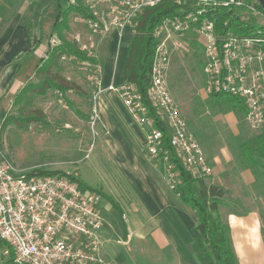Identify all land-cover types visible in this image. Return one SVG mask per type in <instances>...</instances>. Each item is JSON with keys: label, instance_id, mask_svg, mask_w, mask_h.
I'll return each mask as SVG.
<instances>
[{"label": "built area", "instance_id": "2783aa9c", "mask_svg": "<svg viewBox=\"0 0 264 264\" xmlns=\"http://www.w3.org/2000/svg\"><path fill=\"white\" fill-rule=\"evenodd\" d=\"M164 1L182 12L165 17L153 29L156 45L147 103L132 83L103 85L101 66L90 60L96 57L93 39L85 42L76 35L78 47L89 58L81 62L93 87L91 120L98 118L101 94L117 93L133 123L144 133L146 154L159 161L162 132L148 114L149 104L169 126L170 144L192 177L208 178L213 167L190 132L168 84L172 56L189 49L191 34L202 48V94L238 98L248 127L264 130V10L254 0H84L94 19L82 18L94 36L115 29L122 41L126 30L133 33L145 8ZM221 13L243 22L245 30L229 28L227 21L217 25ZM52 42L51 46L57 39ZM166 161L163 157V172L173 188L179 182L178 174ZM29 173L14 165L0 141V256L6 260L12 253L17 264H111L101 254L100 233L107 222L102 196L60 173Z\"/></svg>", "mask_w": 264, "mask_h": 264}, {"label": "rangeland", "instance_id": "374dc122", "mask_svg": "<svg viewBox=\"0 0 264 264\" xmlns=\"http://www.w3.org/2000/svg\"><path fill=\"white\" fill-rule=\"evenodd\" d=\"M1 2L5 5L0 11L3 15L2 26L8 24L11 18V20L15 19L17 25L25 28L29 25L31 30L38 31L41 41L37 43L39 50L35 51L37 54L35 58L39 60L47 51V43L52 45L54 43L52 41L57 39L56 35L51 34L57 15L55 1L1 0ZM67 21V28L62 30L66 40L78 46L76 35L79 34L85 42L94 38V33L84 23L82 16L72 13ZM192 39L193 37L190 38ZM201 60L203 61L201 47L195 50L189 44L188 50L175 52L168 72V84L188 122L190 132L203 147L207 159L211 161L213 157L220 158L222 149L225 153L231 154L227 145L229 132L250 136L254 130L250 129L238 114H235L234 120L229 121L227 114L235 113V110L220 107L202 94V66L198 63ZM36 66L37 64L23 83H17L16 88L8 91L0 100V141L4 152L21 171L31 172L40 169L65 172L73 175L83 184L103 191L108 175V162L116 160L106 148L108 131L100 121L98 107V118L93 123L91 120L95 104L92 98L93 87L87 79V70L81 61L65 56L58 60V64L50 73L57 81L69 86L67 92L63 94L61 91L49 89L43 94H36L34 91H29L23 95L19 103L15 104L14 98L23 86L43 79V76L37 77L33 73ZM29 116L31 118H28ZM203 122L208 124L207 127ZM138 154L140 158L138 157L137 161H146L163 189L173 196V188L165 178L159 162L148 157L143 146ZM210 178H206L208 182L212 181ZM112 186L118 188L117 193L121 192L117 184L112 183ZM229 189L225 191L223 197L227 204L220 207L226 221L228 212L245 213L256 207L260 210L263 236L264 208L256 204L254 195L252 196L251 192L241 186L231 185ZM251 189L253 190V186ZM258 191L263 192L262 189ZM261 195L264 198V193ZM110 196L120 203L122 197L120 194L114 193ZM101 207L109 210L111 205L108 206L102 199ZM125 217L122 214L119 216L112 207L106 222L111 234L105 235V238L100 235L101 245L105 239L112 242V255L107 246L104 250L105 255L109 253L111 264H175L174 255L170 254L167 248L153 247L149 242L145 244L136 235L127 241L121 225V220ZM115 255L118 258L114 260ZM0 257L4 262L5 259ZM1 258L0 264L3 263ZM240 263L246 264L243 261Z\"/></svg>", "mask_w": 264, "mask_h": 264}, {"label": "crops", "instance_id": "0c3cea01", "mask_svg": "<svg viewBox=\"0 0 264 264\" xmlns=\"http://www.w3.org/2000/svg\"><path fill=\"white\" fill-rule=\"evenodd\" d=\"M2 3L0 0V11L5 7ZM2 18L3 15L0 12V100L8 91L16 88L17 83H23L34 65H38L43 56H40L39 60L35 58L37 55L35 51L39 50L37 43L41 41L38 31L31 30L30 41L25 27L17 25L15 19L11 20V18L8 24L2 26ZM130 37L131 34L126 30L122 41H119L115 29L94 36L95 60L102 68L103 85L123 83ZM97 107L100 121L104 123L108 131L105 140L106 148L116 161L108 162V175L103 191L89 185L86 186L100 190L103 193V201L108 206L111 205L119 216L120 213H127V217L121 220L127 241L136 235L145 244L149 242L153 247L167 248L170 254L174 255L175 264H196L190 255L191 228L196 222L195 213L163 189L146 161H137L138 152L144 144V133L134 125L117 93L106 91L101 94ZM235 114L237 113H228L227 119L234 120ZM231 128L235 132L233 126ZM221 151L220 158L213 157L209 161L213 167V174L211 178L209 177L212 181H210L221 185L225 191L230 190L231 185L241 186L251 192L252 196L254 195L256 204L264 208L262 195L256 194L251 189L255 181L252 170L249 168L233 170L230 167L231 154L225 153L223 149ZM78 181L83 184L79 179ZM112 183L119 186L120 193H117L118 188L113 187ZM114 193L122 196L120 203L110 196ZM124 197L126 199H122ZM111 208L103 209L106 220ZM227 215L232 246L239 264L241 261L246 264H264V239L261 232L260 210L255 207L245 213L232 211ZM110 232L111 229L106 223L100 235L105 238V235L111 234ZM105 246L112 255V242L105 239L101 245V254L110 261L109 253L106 254L107 257L104 254ZM113 258L115 260L118 256L115 255ZM1 261L3 262L2 258Z\"/></svg>", "mask_w": 264, "mask_h": 264}, {"label": "trees", "instance_id": "16d2710c", "mask_svg": "<svg viewBox=\"0 0 264 264\" xmlns=\"http://www.w3.org/2000/svg\"><path fill=\"white\" fill-rule=\"evenodd\" d=\"M54 1L57 5V15L52 25V32L56 35L57 43L53 46L48 44L46 53L36 66L34 74L37 77L43 76V79L27 83L15 96V104L19 103L23 95L29 91L43 94L47 90L52 89L59 90L64 94L69 89V86L57 81L55 76L50 73L51 69L58 64V60L62 56L74 57L79 61L89 59L86 53L80 50L74 42L64 38L62 30L67 28V20L72 13L78 14L85 19H94L92 12L84 5L83 0ZM181 12L177 5L170 1H164L153 7L145 8L137 18L128 44L123 83L134 84L146 103L149 71L156 45V39L152 35L153 29L165 17L178 16ZM224 21H227L229 28L245 30L243 22L229 17L227 13L219 14L215 22L219 25ZM26 35L31 41V27L29 25L26 26ZM191 37L193 36L190 34L189 44L195 50H199V44L194 38V40H190ZM90 60L92 62L96 61L94 58ZM198 63L202 66V60L198 61ZM209 99L219 104L220 107H228L235 110L239 116H242L243 107L238 98L219 95L209 97ZM147 105L148 114L154 119V126L162 132V151L159 154L160 160L157 162L163 169V157H166V163L171 165L173 171L177 172L179 179V182L173 185V195L182 205L192 209L196 215V222L191 228V257L196 264H239L233 250L229 224L220 210L221 206L227 204L223 198L225 189L221 185L208 182L206 178L192 177L170 144L171 132L169 126L155 114L149 104ZM28 118H31V116ZM203 124L206 127L208 125L206 122H203ZM228 134L227 145L232 156L230 167L235 171L243 168L251 169L255 178L253 192L256 194L264 193V130L253 131L250 136L235 135L231 132ZM56 173L66 175L70 179L77 181L83 189H89L103 196L100 190L88 188L80 183L76 177L65 172L35 169L29 175L43 176ZM259 189H262L263 192H259ZM107 198L111 200L109 197ZM113 205L117 207L116 204ZM0 244L3 245L1 242ZM4 264H17L13 260L12 253L4 261Z\"/></svg>", "mask_w": 264, "mask_h": 264}, {"label": "water", "instance_id": "95a60500", "mask_svg": "<svg viewBox=\"0 0 264 264\" xmlns=\"http://www.w3.org/2000/svg\"><path fill=\"white\" fill-rule=\"evenodd\" d=\"M260 8L264 10V0H254Z\"/></svg>", "mask_w": 264, "mask_h": 264}]
</instances>
